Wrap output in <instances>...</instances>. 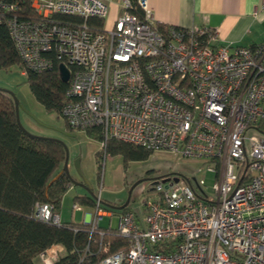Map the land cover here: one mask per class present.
<instances>
[{
	"label": "built area",
	"instance_id": "built-area-1",
	"mask_svg": "<svg viewBox=\"0 0 264 264\" xmlns=\"http://www.w3.org/2000/svg\"><path fill=\"white\" fill-rule=\"evenodd\" d=\"M19 1L0 0V24L24 70L50 68L52 55L67 68L59 114L69 127L95 131L103 144L197 159L214 173L212 191L203 179H166L138 209L114 213L99 192L91 230L116 213L127 245L92 264H264V42L221 43L210 27L159 30L147 0H121L123 11L102 29L91 19L106 17L103 0H23L34 17ZM35 215L61 222L50 203H37ZM62 250L40 252L41 264Z\"/></svg>",
	"mask_w": 264,
	"mask_h": 264
},
{
	"label": "trees",
	"instance_id": "trees-1",
	"mask_svg": "<svg viewBox=\"0 0 264 264\" xmlns=\"http://www.w3.org/2000/svg\"><path fill=\"white\" fill-rule=\"evenodd\" d=\"M19 4L24 15H34L26 2L20 0ZM131 11L142 14L139 8L133 7ZM57 18L65 22L78 20L63 15ZM91 23L97 29L103 28L102 19L93 18ZM156 26L166 30V24ZM52 58L53 64L48 69L24 70L8 29L0 24V68L21 65L36 100L47 112L58 114L65 100L67 83L59 75L60 61L54 59V55ZM85 132L101 141L97 132ZM102 148L106 154H120L125 163L145 159L152 152L115 139L102 143ZM64 158L65 149L60 142L32 136L18 126L14 100L0 89V264H41L39 253L53 244L63 248L53 264H92L126 247V239L116 233V228L105 229L98 225L91 230L90 223L61 221L57 225L36 217L37 203H50L57 212L63 194L71 186L62 170ZM73 202L93 206L95 198L85 194L76 196ZM99 231H103L102 237ZM103 243L108 244L107 251H102Z\"/></svg>",
	"mask_w": 264,
	"mask_h": 264
},
{
	"label": "rangeland",
	"instance_id": "rangeland-1",
	"mask_svg": "<svg viewBox=\"0 0 264 264\" xmlns=\"http://www.w3.org/2000/svg\"><path fill=\"white\" fill-rule=\"evenodd\" d=\"M22 71V66L18 64L0 68V88L9 90L18 100L19 121L28 132L56 138L66 146L69 173L77 180L85 179L93 198L100 192L102 201L120 204L126 199L129 187L138 181L127 205L138 209L143 198L154 195L155 184L166 179H203L207 189L212 191L214 173L207 171L200 160L153 151L145 159L125 163L120 154H106L100 140L84 130L69 128L59 113L47 112L32 94ZM76 161L81 175L76 169ZM89 189L72 184L66 190L57 209L61 221L79 222L86 213L93 212V206L87 204H81L83 210L71 211L74 198L89 194ZM117 222L116 213L111 217L104 214L99 226L115 229Z\"/></svg>",
	"mask_w": 264,
	"mask_h": 264
},
{
	"label": "crops",
	"instance_id": "crops-1",
	"mask_svg": "<svg viewBox=\"0 0 264 264\" xmlns=\"http://www.w3.org/2000/svg\"><path fill=\"white\" fill-rule=\"evenodd\" d=\"M103 1L107 4L103 28H109L123 9L121 0ZM147 5L158 23L210 27L221 43L248 46L264 41V0H147ZM92 213L79 222L90 223Z\"/></svg>",
	"mask_w": 264,
	"mask_h": 264
},
{
	"label": "water",
	"instance_id": "water-1",
	"mask_svg": "<svg viewBox=\"0 0 264 264\" xmlns=\"http://www.w3.org/2000/svg\"><path fill=\"white\" fill-rule=\"evenodd\" d=\"M59 75H60V78L62 81H67L68 80V70L67 68L63 65V64H60L59 65ZM1 90L3 91H6L8 92L13 100H14V105H15V114H16V122L18 124V126L20 128H22L25 132L29 133L30 135L32 136H39V135H34V134H31L30 132H28L20 123L19 121V117H18V109H19V102L18 100L16 99V97L14 96V94L12 92H10L9 90H6V89H3V88H0ZM40 137H43V138H47V139H51V140H55V141H58L60 142L63 146H64V149H65V158H64V162H63V166H62V170L64 171L65 175L67 176V178L69 179L70 183L73 184V185H78V186H82V187H86L89 189V186L87 184V182L85 181V179H81V180H77L75 178H73V176L69 173L68 171V162H67V148L66 146L61 142L59 141L58 139L56 138H52V137H46V136H40ZM76 165V169L79 173V175H81V171L79 169V165H78V162L76 161L75 163ZM138 183V181L134 184H132L129 189H128V192H127V197L126 199L124 200L123 203L121 204H114V203H111V202H107V201H102V204L110 209H113V210H116V211H120L122 210L123 208L127 207L129 201H130V196H131V193H132V190L134 188V186ZM89 195L91 197H94L91 192H90V189H89Z\"/></svg>",
	"mask_w": 264,
	"mask_h": 264
},
{
	"label": "flooded vegetation",
	"instance_id": "flooded-vegetation-1",
	"mask_svg": "<svg viewBox=\"0 0 264 264\" xmlns=\"http://www.w3.org/2000/svg\"><path fill=\"white\" fill-rule=\"evenodd\" d=\"M122 203V202H121Z\"/></svg>",
	"mask_w": 264,
	"mask_h": 264
}]
</instances>
